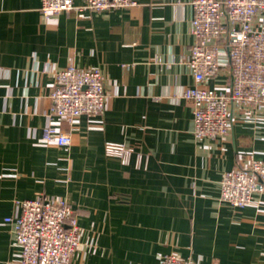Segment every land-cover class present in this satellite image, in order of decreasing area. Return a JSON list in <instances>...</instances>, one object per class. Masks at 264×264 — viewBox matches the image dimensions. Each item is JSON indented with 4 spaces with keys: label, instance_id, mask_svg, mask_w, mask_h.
Segmentation results:
<instances>
[{
    "label": "crops",
    "instance_id": "1",
    "mask_svg": "<svg viewBox=\"0 0 264 264\" xmlns=\"http://www.w3.org/2000/svg\"><path fill=\"white\" fill-rule=\"evenodd\" d=\"M191 2L45 20L41 0H0V264H20L5 219L38 197L72 206L81 230L72 264H159L170 253L264 264V194L242 209L220 201L225 171L264 159V108L234 106L226 139L194 136L183 91L196 84L180 62L195 42ZM71 66L100 70L105 111L62 122L70 147L45 144L54 75ZM206 86L228 93L227 71ZM106 142L132 146L129 163L108 156Z\"/></svg>",
    "mask_w": 264,
    "mask_h": 264
},
{
    "label": "built area",
    "instance_id": "2",
    "mask_svg": "<svg viewBox=\"0 0 264 264\" xmlns=\"http://www.w3.org/2000/svg\"><path fill=\"white\" fill-rule=\"evenodd\" d=\"M137 0H85L80 8L74 0H41L45 20L75 9L112 12L130 9ZM190 32L194 44L180 62L194 80L183 97L194 115V136L198 139H226L234 128L232 108L253 112L264 108V0H192ZM227 71L230 90H211L207 82ZM50 122L42 141L70 147V134L62 122L73 125L82 117L104 114L108 94L105 78L96 68L67 67L54 75ZM105 153L124 165L135 153L132 146L106 142ZM139 160L141 156H138ZM264 194V159L250 158L246 164L225 171L221 179L220 201L233 208L252 204ZM21 213L8 217L20 248V264H72L80 244L81 230L72 206L64 199L34 198L18 203ZM159 264H197L177 253L165 255Z\"/></svg>",
    "mask_w": 264,
    "mask_h": 264
}]
</instances>
